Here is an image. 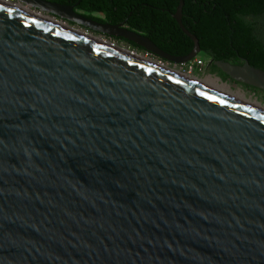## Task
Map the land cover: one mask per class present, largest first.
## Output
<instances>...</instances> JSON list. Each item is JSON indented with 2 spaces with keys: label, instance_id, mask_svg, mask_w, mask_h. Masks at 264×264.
<instances>
[{
  "label": "water",
  "instance_id": "1",
  "mask_svg": "<svg viewBox=\"0 0 264 264\" xmlns=\"http://www.w3.org/2000/svg\"><path fill=\"white\" fill-rule=\"evenodd\" d=\"M17 1L169 64L201 54L184 0L186 56L76 6ZM214 65L264 92L248 61ZM0 264H264V113L2 2Z\"/></svg>",
  "mask_w": 264,
  "mask_h": 264
},
{
  "label": "trees",
  "instance_id": "2",
  "mask_svg": "<svg viewBox=\"0 0 264 264\" xmlns=\"http://www.w3.org/2000/svg\"><path fill=\"white\" fill-rule=\"evenodd\" d=\"M51 1L76 6L78 12L103 24L123 23L128 29L147 36L169 55L186 56L194 48L193 41L173 19L179 0ZM182 22L199 40L201 54L214 62L243 65L248 61L253 68L264 71V0H184ZM111 40L147 54L124 39ZM211 69L229 79L216 66L212 65ZM245 88L260 91L250 86Z\"/></svg>",
  "mask_w": 264,
  "mask_h": 264
},
{
  "label": "bare ground",
  "instance_id": "3",
  "mask_svg": "<svg viewBox=\"0 0 264 264\" xmlns=\"http://www.w3.org/2000/svg\"><path fill=\"white\" fill-rule=\"evenodd\" d=\"M4 2L3 0H0V4ZM19 12H22L24 14H27L29 16H33L35 18H38L39 20H42L46 23H49V24H52L54 26H57V27H60L62 29H65V30H68L70 32H73L79 36H83V37H86L90 40H92L93 42H96L100 45H103V46H106V47H109L121 54H124V55H127V56H130L131 58H134L140 62H143L145 64H148L150 66H153V67H156V68H159L161 70H164L166 72H169L177 77H180V78H183L185 80H188L190 82H193L197 85H200L202 87H206L208 89H211L215 92H218L220 94H223L224 96H227L249 108H252L254 110H257L259 112H262L264 113V106L260 103H258L257 101H253V100H249L247 98H245V96L241 93V92H233L231 91V89L225 85V84H220V80L218 79H212V78H207L206 80H199V79H196L194 77H192L191 75H185L181 72H178L176 70H172V69H169L163 65H161V63H156L155 61L149 59V58H145L143 56H138L136 55V53H132L131 51H127L123 48H120L118 46H112L111 43H109V41H104L103 38H96V37H93V35H89V34H86L85 32L81 31V30H75L74 28H71L70 26L69 27H66V24L65 23H62V22H58L56 19H53V18H50V17H46V16H43V15H39L38 13H33L31 12L28 8L26 7H23V6H16L15 7Z\"/></svg>",
  "mask_w": 264,
  "mask_h": 264
},
{
  "label": "rangeland",
  "instance_id": "4",
  "mask_svg": "<svg viewBox=\"0 0 264 264\" xmlns=\"http://www.w3.org/2000/svg\"><path fill=\"white\" fill-rule=\"evenodd\" d=\"M46 16V15H45ZM94 16H97V17H101L100 15L98 14H94ZM60 22V21H58ZM73 27L75 30H81L79 27L77 26H73V25H70L69 23L66 24V27ZM81 31L83 32H86V30L82 29ZM89 35H93V37H96V38H103L104 41H109L110 39L107 38V37H103V36H100L98 34H92L90 32H88ZM111 42L113 44H115L116 46L120 47V48H123L127 51H133L131 48H129L126 44L124 43H117L115 42L114 40H111ZM136 55L138 56H143L145 58H149L153 61H155L156 63H161V65L169 68V69H172V70H176L178 72H181L185 75H191L192 77L196 78V79H199V80H206L207 78H212V79H218L220 80V84H225L227 85L231 91L233 92H241L245 98L249 99V100H253V101H257L258 103L262 104L264 106V93L262 91H251V90H248L246 89L245 87L241 86V85H237L235 83H232L231 80L229 79H226L221 73H219L218 71H213L211 69V67H209V61H210V58L206 57L204 54H200L198 57L202 58L203 61L206 62V66L203 67V69L199 70V69H195L193 71H190L188 67H186L185 65L182 66V65H173V64H169L165 61H161L160 59L158 58H155L154 56H151V55H146V54H142V53H138V52H135Z\"/></svg>",
  "mask_w": 264,
  "mask_h": 264
},
{
  "label": "built area",
  "instance_id": "5",
  "mask_svg": "<svg viewBox=\"0 0 264 264\" xmlns=\"http://www.w3.org/2000/svg\"><path fill=\"white\" fill-rule=\"evenodd\" d=\"M6 4L12 6V7H16L18 5L21 6V4H19V2L17 0H3ZM146 55H151L149 53H147ZM152 56V55H151ZM186 67L189 68L190 71H193L195 69H203V67L206 66V62L202 60V58L197 57L193 62L185 65Z\"/></svg>",
  "mask_w": 264,
  "mask_h": 264
},
{
  "label": "flooded vegetation",
  "instance_id": "6",
  "mask_svg": "<svg viewBox=\"0 0 264 264\" xmlns=\"http://www.w3.org/2000/svg\"><path fill=\"white\" fill-rule=\"evenodd\" d=\"M74 26V25H73ZM211 63H213V64H211ZM214 61L210 58V61H209V67H211L212 65H214ZM215 66V65H214ZM221 71V70H220ZM229 78V77H228ZM229 80H231V82L232 83H235V84H237V85H241V84H238V83H236L235 81H233L231 78H229ZM241 86H243V87H245V85H241Z\"/></svg>",
  "mask_w": 264,
  "mask_h": 264
}]
</instances>
